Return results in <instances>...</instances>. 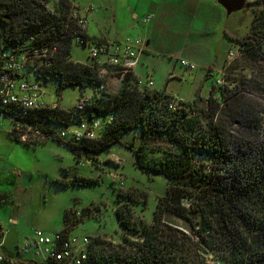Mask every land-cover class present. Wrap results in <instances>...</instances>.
<instances>
[{
    "label": "trees",
    "instance_id": "trees-1",
    "mask_svg": "<svg viewBox=\"0 0 264 264\" xmlns=\"http://www.w3.org/2000/svg\"><path fill=\"white\" fill-rule=\"evenodd\" d=\"M253 4L262 9L252 10L250 33L239 40L245 55L241 63L252 68L251 76L238 78L235 59L226 65L224 84L216 80L206 99L179 100L181 105L172 109L175 97L143 86L134 72L123 75L116 92L99 88L106 80L93 61L71 57L76 35L70 29L76 23L69 19V1L0 0V23L9 26L0 30V44L14 45L35 35V45L57 49L52 71L63 78L55 88L59 99L66 87L94 90L82 113L60 104L36 111L61 125L111 119L95 139L66 143L78 162L85 154L97 167L102 152L121 146L133 153L141 172L167 179L166 193L158 198L153 220L144 223L139 239L125 235L114 246L93 236L87 264H216L209 254L218 257V264H264V0ZM98 182L81 176L73 181ZM124 207L116 208L117 218L135 234L138 229ZM169 214L188 223L187 231L166 223ZM72 224V210H66L62 231H70Z\"/></svg>",
    "mask_w": 264,
    "mask_h": 264
},
{
    "label": "rangeland",
    "instance_id": "rangeland-1",
    "mask_svg": "<svg viewBox=\"0 0 264 264\" xmlns=\"http://www.w3.org/2000/svg\"><path fill=\"white\" fill-rule=\"evenodd\" d=\"M252 7L255 11L262 9V7L250 5L232 14V17H234L232 18L234 19L233 27L240 37L250 33ZM232 19L230 21H233ZM4 27L9 29V26L0 23V30ZM130 37H140L145 41V49L139 56L135 71L138 79H141L142 85H145L146 82L148 84L147 80L152 75L154 80L157 67L155 61L157 59H154L152 64L145 62L142 65L141 58L147 55L145 54L147 50L146 40L141 36ZM262 40L264 46V38ZM230 42L233 45L236 44L235 40L230 41L228 39V43ZM238 46L241 47L240 43ZM89 53V47L74 43L71 57L76 62L90 63ZM244 56L241 50L239 57L235 60H238V64H240L237 69V72H239L238 78L251 76L252 68L247 67L245 62L241 63ZM221 57L223 58V56ZM174 63L175 61L166 53H159V72L165 70V68H171L170 70H172ZM242 64L247 69H244ZM196 66V70L185 74H182V70H177V78L173 80L174 84L170 87V90L176 93L179 91V94L183 96L188 93L205 95L204 93L209 90L211 84L221 76L222 71L225 72L226 62L224 65L220 63L214 69L206 71L203 69L204 67ZM207 71L211 72V77L206 76ZM178 78H184L186 82L181 85ZM105 80L108 90L112 92L118 91L121 87L122 80L119 73H111L107 75ZM56 87L57 84H48L44 89L43 100L48 104L59 103L66 110H73L82 94L86 96L94 95V90L91 87L70 86L64 88L59 99L56 94ZM0 121L2 128L7 131L9 121L3 117H0ZM16 142L20 147L19 153L27 159L28 165H8L12 169H8L6 175H10L12 170H16L14 174L17 176L22 175V173L25 175L24 180L27 183L20 186L21 195L24 194V198L19 203L13 200L0 201V217L6 223L10 222V217L16 220L10 226L12 229L10 239H16L17 242L34 234L36 230H42L49 235L61 232L64 229L66 210H72L74 225H71L70 231L73 234L89 237L98 236L114 246L121 244L125 235L131 239H139L138 235L144 223L150 224L153 220L158 198L166 193L167 179L162 175L148 176L141 172L134 164L133 153L121 146H114L109 152L121 155L124 162H116L110 158L111 156L108 158V152H102L99 155L100 159L102 161L106 157L108 159L106 160L107 163L104 161V167H102L101 161L97 166L100 169L99 182L75 185L73 181L76 177L94 178L93 168L95 166L92 165V167L84 162V159H87L85 154H83V160L78 162L70 146L64 143L52 141L49 144V142H43L45 144L38 143L35 147H31L18 140ZM136 142L138 145L139 141ZM34 148L39 150L36 151ZM14 154L16 152H13ZM122 158L121 160H123ZM116 165H121V167L117 168ZM105 170L122 175L121 177L110 176L108 178ZM121 179L125 181L123 185ZM12 180L16 182V185L18 184L16 177L13 176ZM13 187L14 185H12ZM124 204H127V207L124 208L126 210L129 208L131 217H133L130 220L131 224L138 229L135 234L125 230L117 218L116 208ZM164 220L166 223L187 231L188 223L182 219L169 214L165 215ZM209 259L216 264L220 262L218 257L213 254H209Z\"/></svg>",
    "mask_w": 264,
    "mask_h": 264
},
{
    "label": "built area",
    "instance_id": "built-area-1",
    "mask_svg": "<svg viewBox=\"0 0 264 264\" xmlns=\"http://www.w3.org/2000/svg\"><path fill=\"white\" fill-rule=\"evenodd\" d=\"M93 7L90 4L83 12L72 4L69 19L74 20L76 26L70 30L76 35V44L90 48V59L97 68L99 76L106 79L111 73H119L122 79L125 73L134 72L139 56L145 49V41L140 37H125L119 41L90 40L87 35L90 18L87 15ZM50 11L55 12V9L51 7ZM66 33L70 35L69 32ZM36 40L35 35H28L14 45L0 44V117L9 121L8 133L12 138L30 146L50 140L66 144L80 143L83 139H95L104 123L111 122V119L105 121L82 119L61 125L51 116L36 111L47 107L54 109L59 107V103L48 104L43 100L44 89L48 84H59L63 80L60 74L52 71L56 47L37 46L34 44ZM240 53L239 46L230 50L226 65L237 59ZM181 64L189 70L196 68L195 64L184 59H181ZM224 74L225 72L222 71L217 79L218 85L224 84ZM106 83L100 84L99 88L104 89ZM153 84L152 81H148L146 86L153 89ZM91 97L82 94L74 111L84 112ZM178 101L170 103V107L175 109L181 105ZM110 158L116 162L122 161L117 155H111ZM121 175L110 173L107 177H121ZM121 183L123 185L125 181L121 179ZM12 222L13 220L10 224L0 222V264L88 263L91 237L76 235L71 231L49 235L42 230H36L34 234L24 237L19 242L15 239L11 243L9 239L12 234L10 227Z\"/></svg>",
    "mask_w": 264,
    "mask_h": 264
},
{
    "label": "crops",
    "instance_id": "crops-1",
    "mask_svg": "<svg viewBox=\"0 0 264 264\" xmlns=\"http://www.w3.org/2000/svg\"><path fill=\"white\" fill-rule=\"evenodd\" d=\"M60 1L62 0H49L51 5ZM65 1H69L79 7L83 12L90 4L94 6L90 14L87 15L90 18L87 35L91 39L119 41L130 36L143 37L146 40L147 50L145 54L147 55L141 58V64L143 65L145 62L152 64L154 59H157L155 61L157 67L154 80L152 75L147 81L151 80L154 83L153 89L165 91L177 100L186 102L193 101L197 97L206 99L210 94L212 84L209 90L204 93L205 95L188 93L183 96L179 94V91L176 93L170 90V87L174 84L173 80L177 78V70H182V74L192 72V70L181 64V59L204 67L205 71L212 70L220 63L224 65L228 52L236 49L239 45V40L247 35L243 37L237 35V30L233 27V12L229 14L219 0ZM253 2L254 0H246L244 8L250 5L255 6ZM145 18L147 20L144 21ZM231 19L233 21H230ZM228 39L230 41L235 40V46L232 42L228 43ZM159 53H166L175 61L172 70H170L171 68H165V70L159 72ZM135 70L134 73L136 74ZM158 73L160 74L159 76ZM205 74L207 77L212 76L211 72L208 71ZM178 79L181 85L186 82L184 78ZM139 80L141 82V79ZM146 84L143 86H146ZM2 127H0V159L2 160L0 163V201L13 200L19 203L24 198V194L21 195L20 186H24L27 183L24 180L25 175L23 173L18 176L15 175L16 170H12L10 175H6V171L12 169L8 167L9 155H13V152L20 150V147L16 142L17 140L9 136L8 130L5 131ZM52 141L54 140L47 141V143L49 142L50 144ZM34 149L36 151L39 150ZM111 155H117L122 158L119 154L108 152V158ZM108 158L106 157L102 161L99 157L102 167L105 166ZM84 162L92 166L89 160H84ZM122 162H124V159ZM116 167L119 168L121 165H116ZM93 171L94 178L100 179L99 167L93 168ZM105 171L107 176L110 173H115L110 170ZM13 176L18 181L17 185L12 180ZM12 185H14L13 188ZM11 220H13L12 224L16 222L15 219L10 217V222L6 223L0 217V222L5 224H10ZM14 240L13 238L9 239L11 243Z\"/></svg>",
    "mask_w": 264,
    "mask_h": 264
},
{
    "label": "water",
    "instance_id": "water-1",
    "mask_svg": "<svg viewBox=\"0 0 264 264\" xmlns=\"http://www.w3.org/2000/svg\"><path fill=\"white\" fill-rule=\"evenodd\" d=\"M219 2L227 9L229 14L243 9L246 5V0H219Z\"/></svg>",
    "mask_w": 264,
    "mask_h": 264
},
{
    "label": "clouds",
    "instance_id": "clouds-1",
    "mask_svg": "<svg viewBox=\"0 0 264 264\" xmlns=\"http://www.w3.org/2000/svg\"><path fill=\"white\" fill-rule=\"evenodd\" d=\"M14 164H18L21 166H27L28 165L27 159L22 154L19 153V150H17L16 154H14V155L10 154L9 155L8 165L11 166Z\"/></svg>",
    "mask_w": 264,
    "mask_h": 264
}]
</instances>
